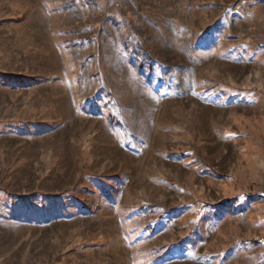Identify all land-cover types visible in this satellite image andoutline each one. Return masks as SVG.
<instances>
[{"label": "rangeland", "instance_id": "rangeland-1", "mask_svg": "<svg viewBox=\"0 0 264 264\" xmlns=\"http://www.w3.org/2000/svg\"><path fill=\"white\" fill-rule=\"evenodd\" d=\"M0 264H264V0H0Z\"/></svg>", "mask_w": 264, "mask_h": 264}]
</instances>
